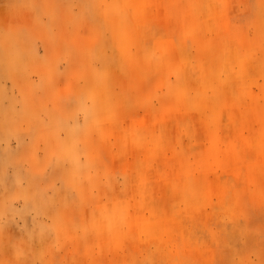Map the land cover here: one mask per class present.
Returning <instances> with one entry per match:
<instances>
[{
  "label": "rangeland",
  "instance_id": "obj_1",
  "mask_svg": "<svg viewBox=\"0 0 264 264\" xmlns=\"http://www.w3.org/2000/svg\"><path fill=\"white\" fill-rule=\"evenodd\" d=\"M0 264H264V0H0Z\"/></svg>",
  "mask_w": 264,
  "mask_h": 264
},
{
  "label": "bare ground",
  "instance_id": "obj_2",
  "mask_svg": "<svg viewBox=\"0 0 264 264\" xmlns=\"http://www.w3.org/2000/svg\"><path fill=\"white\" fill-rule=\"evenodd\" d=\"M133 7H135V9H134L135 11H137V9H139L137 7V4H136L135 1L133 2ZM136 13L137 12H135V14ZM159 24H160V27H163L165 29V31H170L171 32L173 30V28L170 25H165L162 19L160 20V23ZM161 30H163V29H161ZM220 51L221 50L214 51V56H213L214 58L212 60L213 62L221 64L220 61H219V59H218V55L220 54ZM184 59L185 58L182 59V61L180 63V66L182 65ZM221 65H223V64H221ZM240 67H242V64L240 65ZM212 71H213V69L210 66L207 67L205 70H202V71L200 70L199 72L193 71V78H195L196 81H203V80H205L207 78L206 75L209 77V74L212 73ZM180 74L181 75L182 74H185V70L184 69L181 70L180 71ZM185 86H186L185 84H180V85L168 84L167 88H168L169 91L174 92L175 99H174L173 102H170L169 104H167V106H166V108L168 107L167 108V113H169V112L175 113V111H177V110L180 109V107H181V99H182L183 94L185 93V90H186V87ZM211 88H212V90H216L218 88V85H212ZM207 91H210V90H207ZM207 91L206 90H203V89L201 90V88H199L198 85L194 86V88H193L194 97H192V99H194V100L192 102V104H193L192 105V108H196L197 105H199L198 96L200 94L203 95V93L204 92H207ZM216 96L220 100V92H218ZM239 161H240V159L237 157L236 162H239ZM197 186H200V185L199 184H195L194 185V189H197L198 190L199 188ZM143 187L145 189H147V186L146 185H144ZM141 199L144 200V201H146L145 198H144V196H142ZM141 204L143 205L144 202H141Z\"/></svg>",
  "mask_w": 264,
  "mask_h": 264
}]
</instances>
